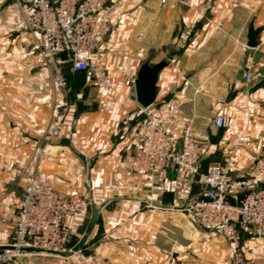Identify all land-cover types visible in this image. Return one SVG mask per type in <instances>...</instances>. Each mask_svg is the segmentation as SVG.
<instances>
[{
    "label": "crops",
    "instance_id": "crops-1",
    "mask_svg": "<svg viewBox=\"0 0 264 264\" xmlns=\"http://www.w3.org/2000/svg\"><path fill=\"white\" fill-rule=\"evenodd\" d=\"M28 14L23 0H0V245L12 239L13 224L2 220L20 207L25 170L37 168L58 190L89 200L72 219L75 239L98 212L73 264H210L212 255L226 263L224 238L179 210L185 190L194 195L201 185L174 168L129 172L137 148L129 133L149 113L178 109L169 131L176 150L190 127L201 168L232 158L235 175L245 176L264 140V31L256 47L246 46L250 22L264 25V0H125L99 48L112 93L72 70L65 91L45 65ZM157 51L164 53L151 59ZM146 60L168 62L148 108L125 83ZM217 115L229 116V125L216 127ZM243 244L249 263L261 264L264 239L246 236Z\"/></svg>",
    "mask_w": 264,
    "mask_h": 264
},
{
    "label": "built area",
    "instance_id": "built-area-1",
    "mask_svg": "<svg viewBox=\"0 0 264 264\" xmlns=\"http://www.w3.org/2000/svg\"><path fill=\"white\" fill-rule=\"evenodd\" d=\"M23 1L29 10V29L61 85L66 84L62 72L66 62L73 72H84L106 92L115 91L111 75L99 62V48L125 0ZM135 78L127 77L126 85L134 86ZM246 79L252 81L254 74L247 71ZM177 112L172 109L163 114L149 113L131 128L129 135L137 148L127 157V170L152 173L174 168L189 173L202 190L192 195L186 189L188 199L180 212L193 225L224 238L237 263L246 264L245 237L264 239V140L261 154L245 176L234 174L232 158L203 169L201 147L190 127L182 134L180 150L173 145L169 131ZM229 123L227 115L215 117L218 128ZM25 173L20 207L3 219L14 226L12 239L5 244L14 248H0V264H23L25 258L34 255H65L73 234L72 219L89 205L84 196L58 190L39 169H27Z\"/></svg>",
    "mask_w": 264,
    "mask_h": 264
},
{
    "label": "water",
    "instance_id": "water-1",
    "mask_svg": "<svg viewBox=\"0 0 264 264\" xmlns=\"http://www.w3.org/2000/svg\"><path fill=\"white\" fill-rule=\"evenodd\" d=\"M264 31V25L255 27L254 21H251L247 31V42L246 46L254 48L257 46L258 37ZM168 65L166 60L159 61L155 64H151L148 60L143 62L138 70L137 76L135 78L134 88L135 96L137 102L144 108L150 107L156 100V84L159 78V72ZM98 212L93 211L89 224L85 230L84 235L82 236L78 246L75 247V250L81 248L88 236L91 234L96 221H97ZM1 249L5 248H14L11 245H0ZM27 250H30L27 248Z\"/></svg>",
    "mask_w": 264,
    "mask_h": 264
},
{
    "label": "rangeland",
    "instance_id": "rangeland-1",
    "mask_svg": "<svg viewBox=\"0 0 264 264\" xmlns=\"http://www.w3.org/2000/svg\"><path fill=\"white\" fill-rule=\"evenodd\" d=\"M37 46H38V44H37ZM38 49H39V52H40V47L39 46H38ZM157 53L163 54L164 52L163 53H162V51L161 52L157 51L155 53L153 52V53H151L152 57L158 55ZM152 57H151V59L156 60L157 57H159V56H156L155 58H152ZM43 60L45 62V65L51 70V75H52L53 79L56 80L55 74H54V71H53L52 67L48 65V63L45 61L44 58H43ZM62 72H63L64 79L66 81V84L63 86V85H61L59 83V81L56 80V82L65 91H71L72 89L69 86V84L67 82V79L65 77V76H68L69 74H71V69H70V66L66 62L62 64ZM231 162H232V160H231ZM24 181H26V173H25V176H24ZM23 190H24V187H23ZM217 236L221 237L219 235H217ZM79 242H80V240L75 239V237H73V234H72V238H71L70 242L68 243V245L66 247L67 250H66L65 255H49V256L34 255V256H32L30 258L28 263H32V264H73L72 263V260H73L72 256L74 255V253L79 251V249L75 250V247L78 246ZM225 242L228 245V254L229 255H227V260H226V263H224V264H238L237 261L234 258L233 252L230 249V245L227 243L226 240H225ZM243 247L245 249V256L247 258L246 259V264H250L249 262L252 260V257L249 256V253H250V251L248 250L249 246H245V244H243ZM219 260H220L219 257H216V256L212 255L211 258H210V264H223V263H220ZM263 262H264V257H262V259H261V264H263ZM23 264H25L24 261H23Z\"/></svg>",
    "mask_w": 264,
    "mask_h": 264
},
{
    "label": "trees",
    "instance_id": "trees-1",
    "mask_svg": "<svg viewBox=\"0 0 264 264\" xmlns=\"http://www.w3.org/2000/svg\"><path fill=\"white\" fill-rule=\"evenodd\" d=\"M71 69V68H70Z\"/></svg>",
    "mask_w": 264,
    "mask_h": 264
}]
</instances>
